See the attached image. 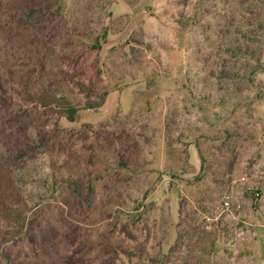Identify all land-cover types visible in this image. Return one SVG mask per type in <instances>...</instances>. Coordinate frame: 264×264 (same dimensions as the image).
I'll return each mask as SVG.
<instances>
[{"label":"rangeland","instance_id":"obj_1","mask_svg":"<svg viewBox=\"0 0 264 264\" xmlns=\"http://www.w3.org/2000/svg\"><path fill=\"white\" fill-rule=\"evenodd\" d=\"M0 264H264V0H0Z\"/></svg>","mask_w":264,"mask_h":264},{"label":"trees","instance_id":"obj_2","mask_svg":"<svg viewBox=\"0 0 264 264\" xmlns=\"http://www.w3.org/2000/svg\"><path fill=\"white\" fill-rule=\"evenodd\" d=\"M30 15H32V14H29L28 15V17H30ZM26 17V16H25ZM48 21V20H47ZM48 22H51V21H48ZM51 30L52 31H56L54 28H51ZM50 31V30H49ZM105 34L106 33H103L101 36H99V37H97L96 38V41L97 40H99V39H104L105 38ZM52 35V37H54L55 36V34H49L48 36H51ZM98 44H96L94 47L95 48H97L98 46H97ZM82 84H80V87H82L81 86ZM106 95H107V93L106 92H103L99 97H98V101L97 102H87L86 103V105H85V108L86 109H96V108H99V107H101L103 104H104V101H105V98H106ZM58 100V99H57ZM77 108L76 107H70V108H67L66 109V114H65V116L67 117V119L69 120V121H73L74 120V118H75V116H76V113H77ZM152 263H154L153 261H152Z\"/></svg>","mask_w":264,"mask_h":264},{"label":"crops","instance_id":"obj_3","mask_svg":"<svg viewBox=\"0 0 264 264\" xmlns=\"http://www.w3.org/2000/svg\"><path fill=\"white\" fill-rule=\"evenodd\" d=\"M190 149H191V151H193V154H192L193 155V163L192 164L195 165L197 162V151L194 147H191Z\"/></svg>","mask_w":264,"mask_h":264},{"label":"built area","instance_id":"obj_4","mask_svg":"<svg viewBox=\"0 0 264 264\" xmlns=\"http://www.w3.org/2000/svg\"><path fill=\"white\" fill-rule=\"evenodd\" d=\"M228 200H229V197H226V198H225V202H224L225 205H228V203H229Z\"/></svg>","mask_w":264,"mask_h":264}]
</instances>
